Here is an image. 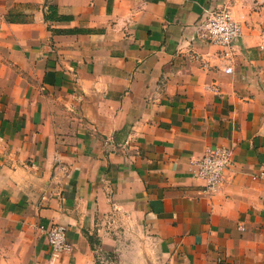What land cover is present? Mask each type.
Listing matches in <instances>:
<instances>
[{
	"label": "crops",
	"instance_id": "1",
	"mask_svg": "<svg viewBox=\"0 0 264 264\" xmlns=\"http://www.w3.org/2000/svg\"><path fill=\"white\" fill-rule=\"evenodd\" d=\"M0 264H264V0H0Z\"/></svg>",
	"mask_w": 264,
	"mask_h": 264
},
{
	"label": "built area",
	"instance_id": "2",
	"mask_svg": "<svg viewBox=\"0 0 264 264\" xmlns=\"http://www.w3.org/2000/svg\"><path fill=\"white\" fill-rule=\"evenodd\" d=\"M201 27L212 44L226 48L224 55L228 57L233 43L242 35L241 23L235 19L229 6L207 9L201 21ZM231 67H225L224 72L230 73ZM232 150L219 145L205 150L202 156L192 160L191 174L204 183L205 190L215 193L223 180L225 170L231 165ZM46 241L52 253L65 254L72 250V244L67 239V227L63 224H53L46 231Z\"/></svg>",
	"mask_w": 264,
	"mask_h": 264
},
{
	"label": "trees",
	"instance_id": "3",
	"mask_svg": "<svg viewBox=\"0 0 264 264\" xmlns=\"http://www.w3.org/2000/svg\"><path fill=\"white\" fill-rule=\"evenodd\" d=\"M45 19L53 21V20H61L64 18L57 15L56 7L54 5L49 4L47 7V11L45 13Z\"/></svg>",
	"mask_w": 264,
	"mask_h": 264
}]
</instances>
